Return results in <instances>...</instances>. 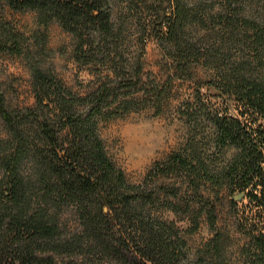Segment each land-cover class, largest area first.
<instances>
[{
    "label": "trees",
    "instance_id": "1",
    "mask_svg": "<svg viewBox=\"0 0 264 264\" xmlns=\"http://www.w3.org/2000/svg\"><path fill=\"white\" fill-rule=\"evenodd\" d=\"M126 1L128 6L140 2L145 7L146 3ZM225 2L226 15L215 16L226 28L223 42L227 40L230 46L238 42L245 49L242 55L231 57L215 48L217 97L233 101L237 115H229L227 108L222 114L210 113L209 142L218 152L223 148L235 152L222 167H211L208 156L197 152L199 141L193 136L187 144L191 151L186 153L185 148L173 154L165 168H180L195 191L203 185L243 194L248 203L236 229L247 238L242 251L250 256L251 264H258L264 263V23L241 17L236 0ZM168 3V13L154 24L156 35L170 44L179 68L185 70L187 58L195 54L185 27L199 19L195 7H188L184 0ZM4 5L35 11L44 25L58 22L73 36L77 63H92L97 72L103 67L113 75H105L94 91L80 97L52 75L34 69L36 104L23 110H8L0 91V117L7 130V138L0 140V264H55L53 256L42 254H76L73 250L81 248L83 239L88 252L115 255L119 248L133 249L150 264H176L184 239L171 227L143 215L136 202L138 190L125 184L96 133L98 119L130 111L132 99H122L129 93L120 90L130 88L141 71L138 55L132 74H127L123 22H112L109 0H0V10ZM193 104L204 106L198 97ZM24 158L33 161L32 174L25 177L19 172ZM60 203L76 206L83 226L80 235L59 238L56 213L47 207L57 208ZM199 214L192 219L193 228ZM206 216L213 228V209ZM217 240L216 236L209 244L216 254ZM210 264L220 263L212 259Z\"/></svg>",
    "mask_w": 264,
    "mask_h": 264
},
{
    "label": "rangeland",
    "instance_id": "2",
    "mask_svg": "<svg viewBox=\"0 0 264 264\" xmlns=\"http://www.w3.org/2000/svg\"><path fill=\"white\" fill-rule=\"evenodd\" d=\"M144 1L146 8L137 2L133 4L135 9L126 0H109L112 22H123L127 74H132L138 55L141 71L130 88L120 90L129 93L122 99H132L130 111L107 120L98 119L96 133L115 168L122 172L125 184L138 190L136 202L143 215L171 227L184 239L185 247L176 264H210L212 259L220 264H251L250 256L242 251L247 238L236 229L238 217L248 203L243 194L203 185L195 191L180 168H165L173 154L182 153L185 148L186 153L191 151L187 144L193 136L199 141L197 152L208 156L206 161L211 167L220 168L232 157L234 148L218 152L209 142L213 131L210 113L217 110L222 114L227 108L229 115H237L233 101L217 97L213 84L219 71L215 48L237 57L245 46L223 42L226 28L215 16L226 15L225 0H184L188 7H195L199 20L185 27L195 54L187 58L185 70H181L177 55L167 41L156 35L159 32L154 25L168 13V0ZM236 1L241 17L264 23V0ZM34 69L52 75L80 97L94 91L105 75H113L103 67L97 72L92 63H77L73 36L58 22L44 25L35 11H16L4 5L0 10V91L8 110L35 107ZM197 97L204 106L193 104ZM64 135L63 131L60 137ZM6 138L7 130L0 117V140ZM262 165L264 168V162ZM32 166V159L24 158L19 172L29 176ZM95 199L96 196L91 197ZM47 209L56 213L60 239L81 234L82 220L74 204L60 203L57 208ZM210 209L216 217L213 228L206 216ZM198 212V224L193 228L192 219ZM125 226L131 229L128 223ZM216 236L218 254L210 246ZM79 246L80 250H73L76 254L70 256L51 252L42 255L53 256L55 264H150L136 256L133 249L119 248V253L109 255L101 250L88 252L85 239Z\"/></svg>",
    "mask_w": 264,
    "mask_h": 264
},
{
    "label": "water",
    "instance_id": "3",
    "mask_svg": "<svg viewBox=\"0 0 264 264\" xmlns=\"http://www.w3.org/2000/svg\"><path fill=\"white\" fill-rule=\"evenodd\" d=\"M238 196H240V194Z\"/></svg>",
    "mask_w": 264,
    "mask_h": 264
}]
</instances>
